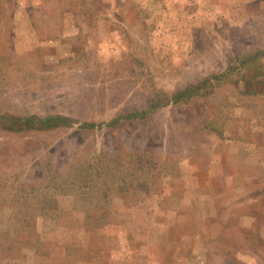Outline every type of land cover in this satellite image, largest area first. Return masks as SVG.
I'll list each match as a JSON object with an SVG mask.
<instances>
[{
  "label": "rangeland",
  "instance_id": "374dc122",
  "mask_svg": "<svg viewBox=\"0 0 264 264\" xmlns=\"http://www.w3.org/2000/svg\"><path fill=\"white\" fill-rule=\"evenodd\" d=\"M0 264H264V0H0Z\"/></svg>",
  "mask_w": 264,
  "mask_h": 264
}]
</instances>
